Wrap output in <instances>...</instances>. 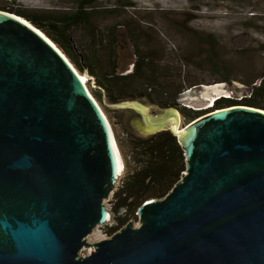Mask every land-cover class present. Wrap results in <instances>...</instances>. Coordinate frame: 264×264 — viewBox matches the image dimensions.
<instances>
[{"label": "water", "instance_id": "95a60500", "mask_svg": "<svg viewBox=\"0 0 264 264\" xmlns=\"http://www.w3.org/2000/svg\"><path fill=\"white\" fill-rule=\"evenodd\" d=\"M221 86L181 104L237 98ZM115 105L142 115L143 135L169 129L185 170L136 223L90 243L124 170L110 124L62 51L0 10V264H264V110L234 104L177 130L173 107L153 121L135 100Z\"/></svg>", "mask_w": 264, "mask_h": 264}, {"label": "trees", "instance_id": "16d2710c", "mask_svg": "<svg viewBox=\"0 0 264 264\" xmlns=\"http://www.w3.org/2000/svg\"><path fill=\"white\" fill-rule=\"evenodd\" d=\"M97 3L98 0H75L72 10L45 11L20 6L16 0H4L0 1V10L27 20L63 52L80 74L87 71L99 87L91 91L98 103H103L104 98L110 103L144 98L161 108H176L186 123L210 110L234 104L264 110V61L260 63L262 67L259 73L250 72L251 76L247 74L244 78H238L232 70L220 64L213 38H206L208 41L205 42L210 45L205 51L207 62L213 68L212 80L226 83L241 81L251 88V92L241 99L220 97L211 107L193 109L179 103L178 93L184 85L191 87L198 81L188 76V72L185 73L184 66H178L174 72L169 64H163L143 52L137 44L138 36L132 34V29L127 33L125 30L118 31L119 24H122L119 21L97 28V16L109 14L108 10H97ZM120 33H126L133 47L134 60L129 71H125L120 64ZM246 49L241 48L237 52ZM127 135L130 154L126 157L129 160L126 159L124 175L111 194L113 223L105 225L109 236L130 218H137V208L144 201L165 196L185 170L183 150L169 129L149 135L128 131ZM121 208H124L123 215L119 214Z\"/></svg>", "mask_w": 264, "mask_h": 264}, {"label": "rangeland", "instance_id": "374dc122", "mask_svg": "<svg viewBox=\"0 0 264 264\" xmlns=\"http://www.w3.org/2000/svg\"><path fill=\"white\" fill-rule=\"evenodd\" d=\"M16 2L23 7L45 11L72 10L75 6V0H16ZM96 9L109 11V14L97 16L98 20L95 19L97 28L119 21L122 24H119L118 31L125 30L127 33L132 29V34L138 36L137 44L143 52L159 59L163 64H169L174 68L172 69L174 72L178 66H184L185 73L188 72L186 73L188 76L198 81L195 85L189 86L196 87L193 89L194 94L193 90L186 92L188 86L180 88L178 93L180 104L181 101L185 103L192 98L199 99L200 94L206 96L203 87L215 83L222 84L221 88L238 99L251 92V88L241 81L233 80L226 83L212 80L213 68L207 62L205 51L210 48L205 42L209 36L216 44L220 64L232 70L238 78H244L247 74L251 76V73H259L261 70L260 63L264 61V0H98ZM126 33H120L118 52L120 64L125 71H129L134 60V52ZM241 48L247 49L237 52ZM82 75L86 77V87L90 93L92 89L98 90L95 80L87 71ZM134 100L146 108V118L149 120L160 121L169 117L165 114L166 108H161L144 98ZM115 104L105 98L103 103H98L110 124L125 167L128 159L126 156L130 154L127 133L131 131L143 135L145 120L136 110L119 108ZM177 113L178 127L181 128L186 121L180 112ZM168 126V123L162 125ZM123 175L124 171L121 176ZM117 186L118 184L116 188ZM111 197L112 195L105 202L109 210ZM119 214H124V208L119 210ZM129 220L137 222V218ZM108 236L104 224L94 228L87 240L93 243ZM89 247H93L94 250V246ZM91 251L88 247L83 248L81 254L86 255Z\"/></svg>", "mask_w": 264, "mask_h": 264}, {"label": "bare ground", "instance_id": "6f19581e", "mask_svg": "<svg viewBox=\"0 0 264 264\" xmlns=\"http://www.w3.org/2000/svg\"><path fill=\"white\" fill-rule=\"evenodd\" d=\"M80 78H81V80L84 82V84L86 85V77L85 76H83L82 74H80ZM218 86H220V85H218ZM214 88V87H213ZM173 125V124H172ZM174 127H175V129H177V130H180V128L178 127V121H177V123L176 124H174L173 125ZM119 151V150H118ZM122 159V158H121ZM93 249V247H88V250L89 251H91Z\"/></svg>", "mask_w": 264, "mask_h": 264}, {"label": "built area", "instance_id": "2783aa9c", "mask_svg": "<svg viewBox=\"0 0 264 264\" xmlns=\"http://www.w3.org/2000/svg\"><path fill=\"white\" fill-rule=\"evenodd\" d=\"M187 90H188V89H187ZM187 90H186V91H187ZM215 100H216V99H215ZM215 100L212 101L210 107L213 105V103H214ZM112 223H113V222H111L110 219H109L105 225H109V226H110V225H112Z\"/></svg>", "mask_w": 264, "mask_h": 264}]
</instances>
